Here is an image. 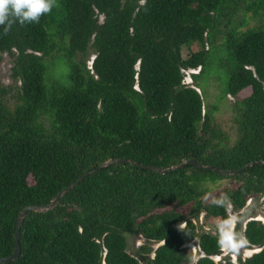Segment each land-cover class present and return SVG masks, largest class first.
I'll list each match as a JSON object with an SVG mask.
<instances>
[{"label": "trees", "instance_id": "16d2710c", "mask_svg": "<svg viewBox=\"0 0 264 264\" xmlns=\"http://www.w3.org/2000/svg\"><path fill=\"white\" fill-rule=\"evenodd\" d=\"M217 35L220 96L249 87L230 107L232 143L214 120L217 104H204L194 85ZM1 52L13 55L18 89L5 99L0 86V256L12 251L24 206L47 204L108 159L128 161L85 176L51 209L28 211L17 257L0 264H189L192 241L194 264H264L258 220L231 231L218 223L198 231L192 220L225 221L228 208L264 195V162H256L264 161V0H59L38 24L17 23L7 36L0 27ZM196 67L194 88L182 70ZM186 159L221 169L252 163L235 175L189 163L167 173L140 166ZM225 179L235 184L204 199ZM225 193L227 205L212 203ZM231 233L259 250L215 262ZM127 234L146 242L130 254Z\"/></svg>", "mask_w": 264, "mask_h": 264}, {"label": "rangeland", "instance_id": "374dc122", "mask_svg": "<svg viewBox=\"0 0 264 264\" xmlns=\"http://www.w3.org/2000/svg\"><path fill=\"white\" fill-rule=\"evenodd\" d=\"M53 8L52 12H55L58 7ZM242 18L241 12L237 14L235 19ZM100 20V17H99ZM248 24H252V21H247ZM221 36L217 35L215 38L214 46L211 47L210 52H208L207 56V64L204 67L203 73L196 79V83L193 86V81L191 74H195L198 72V67L195 69H184L182 70L183 73V82L187 85H190L196 88L202 95L203 103L206 105H211L212 103L217 104V109L214 111L213 116L214 120L219 124L221 130H223L229 139V143L236 138V129L233 121L231 120V110L230 107L232 102L235 99H240L241 97L245 96L249 92V87H245L241 89L236 97H231L229 94L220 96V89H221V80L223 77L222 69L219 66V59L224 57L225 51L220 46H218V42L221 40ZM182 55L185 56V51H182ZM93 57L92 49H88V63L90 64V60ZM13 55L8 52H1L0 53V86L4 88V98L10 99L11 96L17 91L18 89V81L14 80L10 75V67L12 64ZM234 181L232 179H225L222 180L220 184H218L214 189L207 191L204 193V199L215 195L216 193L220 192L222 188L225 186H232L234 185ZM181 211L183 213L186 212V208H182ZM249 219H256L262 224H264V195H252L245 201V205L239 210H233L228 208V215L225 221H222L218 217L214 218H204L203 214L200 213L198 218L192 219L197 226V230L200 229H212L215 224L219 225H229L228 231L232 230V227L236 221H239L241 227L244 226V223ZM145 239L140 235H126V250L132 254L136 249H138L141 245L145 244ZM150 247H155L159 243L155 242H147ZM186 251L191 256V261L189 264H194L195 259L199 256L197 245L195 241L189 242L184 244ZM259 250L256 246H249L245 242L242 245H234L231 241V237L226 238L223 240L220 246V251L217 255L212 256V259L215 262L221 261L223 257L228 256L231 261L235 262L237 257L241 259L250 255L253 252ZM152 256V253L149 255ZM139 263L140 260L138 259ZM101 264H104L103 262Z\"/></svg>", "mask_w": 264, "mask_h": 264}, {"label": "clouds", "instance_id": "9594fccd", "mask_svg": "<svg viewBox=\"0 0 264 264\" xmlns=\"http://www.w3.org/2000/svg\"><path fill=\"white\" fill-rule=\"evenodd\" d=\"M57 6V0H0V27L7 36L15 24H38L42 16L49 14ZM229 202L228 195L221 194L212 201L217 206H225ZM227 230L229 225L222 226ZM234 244L242 245L243 237L231 233Z\"/></svg>", "mask_w": 264, "mask_h": 264}, {"label": "water", "instance_id": "95a60500", "mask_svg": "<svg viewBox=\"0 0 264 264\" xmlns=\"http://www.w3.org/2000/svg\"><path fill=\"white\" fill-rule=\"evenodd\" d=\"M125 161H128V160L127 159H108L105 162H102V163L98 164L96 167H94L92 169H89V170L83 172L82 174H80L74 181L68 183L66 186H64L62 189H60L47 204L42 205V206H35L33 204H27L22 209H20V211L18 212V214L16 216V221H15V230H14V233H13V244L14 245H13L12 251L7 256H0V263L9 262L12 259L17 257V255H18V253L20 251V246H19V228H20V225H21V222H22V219H23L24 215L28 211H30V210L42 211V210L51 209L55 205L58 197H60L67 189H70L74 185L79 183L85 176H87V175L95 172L96 170H98V169H100V168H102L104 166H107L109 164H114V163H117V162H125ZM129 162L131 164H134V162H132V161H129ZM256 162L257 163H263L264 161L258 160ZM186 163L194 164V165H196L198 167H202V168H205V169H210V170H212L214 172L221 173V174L235 175V174L241 173L244 170V168H246L249 165H251L252 162H249V163L245 164L244 166H242V167H240L238 169H221V168H217V167H213V166H209V165H200V164L196 163V161L194 159H186V160H183L182 162H180L179 164L172 165V166H169V167H160V166H155V165H144V164H140V166L144 167V168H147V169H149L151 171H154V172L167 173V172L175 170V169H177L179 167H182Z\"/></svg>", "mask_w": 264, "mask_h": 264}]
</instances>
